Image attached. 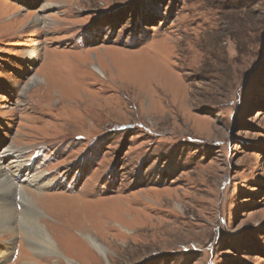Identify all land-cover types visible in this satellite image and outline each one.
Returning <instances> with one entry per match:
<instances>
[{
    "label": "rangeland",
    "instance_id": "rangeland-1",
    "mask_svg": "<svg viewBox=\"0 0 264 264\" xmlns=\"http://www.w3.org/2000/svg\"><path fill=\"white\" fill-rule=\"evenodd\" d=\"M7 149L0 264H264V0H0Z\"/></svg>",
    "mask_w": 264,
    "mask_h": 264
},
{
    "label": "bare ground",
    "instance_id": "bare-ground-1",
    "mask_svg": "<svg viewBox=\"0 0 264 264\" xmlns=\"http://www.w3.org/2000/svg\"><path fill=\"white\" fill-rule=\"evenodd\" d=\"M35 21H36V24L39 23L38 22L39 20L37 18L35 19ZM1 154L3 156L0 158L5 159V160L13 159L17 157L15 156L16 154L14 155V153L11 152L10 149L3 150ZM1 169L3 168L2 167L0 168V172L2 171ZM2 175H0V236H5V235L6 236L15 235L16 236L15 221L19 217L20 218V230H21L20 232L23 235V237L26 239V241L30 242V247L32 249L34 248L35 250L42 251L44 253L45 252L55 253L56 251L59 252L58 248L56 247V243L54 242V240L48 233V230L44 227V225L41 222L38 221L39 211H38L37 204H35L36 202L35 198L29 195L27 192L21 190L20 199L25 204V206L27 205V207H25L24 212L18 213L15 209V206H13L12 203L10 202V198L12 197V196L10 197L11 195L10 192L12 191L11 190L12 184L10 180L8 179V177L7 179H3L1 177ZM21 176L27 177V179L29 180L32 179L33 181H35V184L40 183L41 185H43L42 180H41L43 176L39 174H34L32 176H27V174H22ZM23 181H25V179H23ZM18 188L19 187H17V189ZM15 189L16 188H14L13 190L15 191ZM3 194H5V196H3Z\"/></svg>",
    "mask_w": 264,
    "mask_h": 264
}]
</instances>
